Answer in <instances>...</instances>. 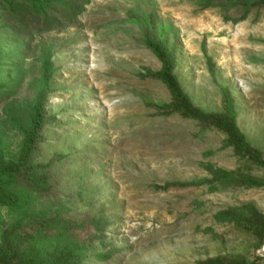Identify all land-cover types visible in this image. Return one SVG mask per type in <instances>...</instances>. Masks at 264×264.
Wrapping results in <instances>:
<instances>
[{
	"label": "rangeland",
	"instance_id": "rangeland-1",
	"mask_svg": "<svg viewBox=\"0 0 264 264\" xmlns=\"http://www.w3.org/2000/svg\"><path fill=\"white\" fill-rule=\"evenodd\" d=\"M75 7L53 24L30 20L19 28L30 54L12 96L0 102V161L21 156L42 86L40 47L55 44L47 102L55 125L45 129L35 162L53 165L61 200L44 199L36 209L101 222L83 264H264L257 255L264 232L246 227L262 226L264 187H235L212 174L264 179V169L243 159L219 129L148 105L173 97L161 80L146 77L162 64L143 42L146 30L129 18L154 15L169 27L185 94L202 110L224 114L227 88L238 126L264 155V8L235 23L197 0H77ZM14 73L0 81L9 86ZM21 219L0 206V256L14 224L7 237L20 254L34 246Z\"/></svg>",
	"mask_w": 264,
	"mask_h": 264
},
{
	"label": "trees",
	"instance_id": "trees-1",
	"mask_svg": "<svg viewBox=\"0 0 264 264\" xmlns=\"http://www.w3.org/2000/svg\"><path fill=\"white\" fill-rule=\"evenodd\" d=\"M76 2L77 0H0V77L7 70L15 72L9 86L0 81V102L12 96V83L17 82L23 75V64L30 54L29 46L24 49L21 43V34L25 29L19 28H24L25 23L30 20L53 24L58 13L72 11L76 8ZM197 2L203 9L220 7L224 18L235 23L246 20L252 11L264 8V0H197ZM129 18L131 23L146 30L143 42L162 64L159 72L150 71L146 77L161 80L173 97L170 104L148 105L165 115L180 113L183 117L198 121L204 126L219 129L227 135L229 144L243 159L264 169V155L249 144L237 124V111L230 91L227 88L223 89L224 114L207 112L195 106L185 94L175 74L176 49L169 48L166 39L169 27L159 26L154 15L138 17L130 13ZM17 43H20V47L17 48L19 50L6 53L8 46L14 47ZM40 48L44 55L42 86L33 109L31 128L29 131L23 130L26 141L20 158L14 161H0V206L22 217L18 222H25L24 228L31 230V233L29 230L28 233L34 240V246H31L26 256H22L19 243L12 244L13 241L7 237L10 231L19 227V224L12 225L11 230L4 235L0 264H83L91 257L94 250V234L100 230L101 222L91 217L73 222L63 218L62 211L53 213L47 209H36V205L42 203L44 199L61 200L57 188L58 177L52 170L53 165L35 162L41 152L40 145L44 140L45 129L55 125L54 119L47 113V102L50 82L57 72L53 61L57 49L55 44L51 46L43 44ZM209 62H212L211 58ZM210 65L213 68V65ZM212 174L222 183H230L235 187L249 189L264 187V179L252 175L237 176L223 169L212 170ZM261 224V228L259 224H247L246 227L262 234L264 221ZM82 232H85L83 236ZM96 256L108 259L111 253L103 255L97 253ZM211 264L223 263L218 261Z\"/></svg>",
	"mask_w": 264,
	"mask_h": 264
},
{
	"label": "built area",
	"instance_id": "built-area-1",
	"mask_svg": "<svg viewBox=\"0 0 264 264\" xmlns=\"http://www.w3.org/2000/svg\"><path fill=\"white\" fill-rule=\"evenodd\" d=\"M257 255L264 262V238L257 249Z\"/></svg>",
	"mask_w": 264,
	"mask_h": 264
}]
</instances>
